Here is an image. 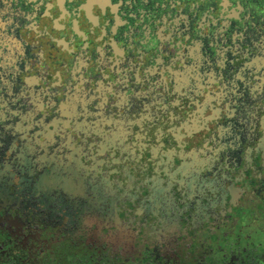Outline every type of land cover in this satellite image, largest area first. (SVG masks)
<instances>
[{"label": "water", "instance_id": "water-1", "mask_svg": "<svg viewBox=\"0 0 264 264\" xmlns=\"http://www.w3.org/2000/svg\"><path fill=\"white\" fill-rule=\"evenodd\" d=\"M152 49L151 45V53ZM57 62L52 60L50 66ZM153 70L124 69L129 97L121 109L115 106L120 88L115 74L93 66L83 83L88 90L84 105L67 96L63 80L50 106L32 115L29 136L37 151L56 154L63 184L33 183L39 212L31 221L45 236L51 235L55 225L49 222L45 200L52 192L62 206L60 226H76L79 240L96 238L104 257L136 251L135 260L153 264L175 248V256L194 261L202 254L203 264H246L249 257L240 260L226 254L239 248L241 238L249 239L247 228L253 226L262 234L264 226L259 223L264 214V128L254 123L264 124V97L253 102L252 120L245 108L250 102L224 93L220 81L208 83L205 73L196 77L190 69L164 66ZM138 87L145 91L141 96L134 94ZM260 92L264 95V86ZM102 101L106 112L126 116L134 110L131 123H105L102 135L80 131L77 121L83 111H100ZM232 104L239 107L234 144L221 134L232 122L227 111ZM147 109L149 120H141ZM125 126L128 133L122 130ZM88 139L89 144L83 143ZM41 170L34 163V173ZM112 191L120 210L110 217ZM100 206L101 222H87ZM205 248L219 257H205Z\"/></svg>", "mask_w": 264, "mask_h": 264}, {"label": "flooded vegetation", "instance_id": "flooded-vegetation-1", "mask_svg": "<svg viewBox=\"0 0 264 264\" xmlns=\"http://www.w3.org/2000/svg\"><path fill=\"white\" fill-rule=\"evenodd\" d=\"M52 60L58 61L54 67ZM93 66L115 74L118 109L129 97L125 68L154 72L164 66L190 69L196 77L205 73L208 83L220 81L224 93L250 102L245 108L254 120L252 104L264 97V0H0V264H60L67 257L143 264L135 260L136 251L104 257L96 238L79 240L74 225L64 230L62 206L52 192L45 200L55 225L51 235L31 221L39 212L33 183L63 184L58 164L45 161L44 151H37L29 136L31 117L50 106L63 80L67 96L84 105L88 90L83 83ZM75 85L85 93L75 92ZM142 93L138 87L134 94ZM100 109L106 111L104 101ZM36 162L42 166L39 174L33 171ZM108 201L109 216H116L120 209L114 191ZM102 209L87 222L99 224ZM87 249L93 250L92 257L81 256ZM174 251L153 264L201 261L177 257Z\"/></svg>", "mask_w": 264, "mask_h": 264}, {"label": "crops", "instance_id": "crops-1", "mask_svg": "<svg viewBox=\"0 0 264 264\" xmlns=\"http://www.w3.org/2000/svg\"><path fill=\"white\" fill-rule=\"evenodd\" d=\"M189 72H191V71L188 70L187 73L189 74ZM74 90H75V92H81V94L83 95V92H84V88L83 87H79L78 88L77 85H75ZM86 91H87V88H86ZM144 93H145V91H143L142 95ZM84 95H86V94H84ZM123 105H127V101L126 100H124ZM238 110H239V107L234 105V104H232L231 107H229L227 109L228 115L232 119V122H231V124L228 127H224V128L221 129V134L223 136H225L226 139L231 144H234L238 140L239 130H238V125L236 124V119H237V116H238ZM115 113H116L117 117L116 116L114 117ZM150 114L151 113H150L149 109H147V112H144V113L140 114V115H142L141 120L143 118L149 120ZM133 115H134V110L133 111L132 110L129 111L126 116L123 115V114L121 115L118 112H110V111L106 112L103 109L100 110V111L98 109L96 111V113H94V114L92 113V115H91V112L88 113V111L86 110V112L83 111L82 117L80 119H78L77 125H78V129L80 131L90 130L91 132H93L96 135H102L106 131V129L104 127L105 123L106 124L113 123V122L116 123V122H119V120H122V125H126L127 126L129 123H131L130 116H133ZM126 126L124 127V129H122V128L121 129L124 130L125 133H128V131H126ZM196 127H197V124L193 123L191 128L194 130ZM83 143L89 144L90 140L89 139L88 140H83ZM82 146H80L79 149L83 148ZM42 154H43V157H44L45 161H49L50 164H57V156H56V154H52L50 152L47 153L46 151H44ZM76 163H77V167L78 168L82 167L83 163H80L78 160L76 161ZM58 171L59 172L61 171V166L60 165H58ZM63 180H64V182H69L70 181L68 178H65ZM258 230L259 229H256L253 226L247 228L248 235L250 236L248 240H250V239H252V240L259 239L260 240L259 242H261V243L263 242L264 243V227L262 229V234ZM206 249L207 248H205V252H204L205 257L206 256H208V257H217L218 256L219 257V255H217V254L215 256L213 254L214 252L212 254H210ZM231 250H229V249L227 250L226 256L227 255H232V257L235 256V254L237 253V251L239 249L233 247ZM82 252L83 253L81 254V256L82 255H84L86 257H88V256L92 257L93 256V250L92 249H87L85 252L84 251H82ZM233 252H234V254H232ZM201 253H203V252H201ZM201 255L202 254L198 253V255H196L195 257H203ZM251 257H253V256H251ZM259 257H264V255L259 254ZM195 261H199V258H196Z\"/></svg>", "mask_w": 264, "mask_h": 264}, {"label": "rangeland", "instance_id": "rangeland-1", "mask_svg": "<svg viewBox=\"0 0 264 264\" xmlns=\"http://www.w3.org/2000/svg\"><path fill=\"white\" fill-rule=\"evenodd\" d=\"M259 241H260L259 239L248 240V239L241 238V241L239 243L240 246L238 248L239 250L233 257H239L240 260H243L245 259V257L253 256L252 261L254 263V256L255 257L259 256V254L264 255V243L263 242L261 243ZM227 257H232V255H228ZM249 260L251 259H248L246 264L251 263ZM66 261H69V260H67V258H64L63 262L60 264H66ZM200 263H203L202 260L200 261Z\"/></svg>", "mask_w": 264, "mask_h": 264}, {"label": "trees", "instance_id": "trees-1", "mask_svg": "<svg viewBox=\"0 0 264 264\" xmlns=\"http://www.w3.org/2000/svg\"><path fill=\"white\" fill-rule=\"evenodd\" d=\"M249 260L251 263L250 264H264V257H254V260L257 259L254 263L252 261V257H249ZM67 260L69 261H66V264H107V263H103V262H92L90 260H88L87 262H83V261H80V262H77L76 259L72 258V257H67ZM194 264H203V263H194Z\"/></svg>", "mask_w": 264, "mask_h": 264}]
</instances>
